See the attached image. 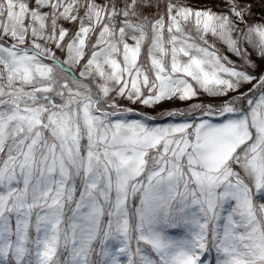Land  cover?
<instances>
[{"label": "snow or ice", "instance_id": "1", "mask_svg": "<svg viewBox=\"0 0 264 264\" xmlns=\"http://www.w3.org/2000/svg\"><path fill=\"white\" fill-rule=\"evenodd\" d=\"M225 2L0 0V264H264V75L207 39L255 68L264 21Z\"/></svg>", "mask_w": 264, "mask_h": 264}, {"label": "rangeland", "instance_id": "2", "mask_svg": "<svg viewBox=\"0 0 264 264\" xmlns=\"http://www.w3.org/2000/svg\"><path fill=\"white\" fill-rule=\"evenodd\" d=\"M109 2V0H95V3L100 4V5H105ZM180 3H183L185 5H190L193 9L196 10H211L212 12L221 14L224 13L226 14L228 11L227 4L225 0H179ZM248 2L251 4V12L252 15L250 18V22H262L264 21V0H248ZM161 3H163V0H161ZM152 13L155 12V9L150 10ZM83 14V9H81V15ZM63 27L69 29L70 31H75L78 28L77 24H72V23H67L61 21ZM87 23V21H85ZM195 34V33H193ZM209 43L215 44V47L218 51V53L221 56L227 57L229 61H232L233 64L240 70H247L250 74L259 77L260 75H264V71L261 69L264 68V61L258 59L255 54L252 55L251 59L255 61L256 67H247L246 65L243 64V62L234 54L229 52L224 44L213 38L211 35L207 37ZM92 42H95V36L92 37ZM130 44L133 43L131 40L128 41ZM147 47H148V42L145 43V46L142 50V54L140 57V62L144 64L145 67H148L150 65V61H148L147 58ZM249 51H252L249 49ZM57 55L61 59L66 58V52H60L59 50H56ZM83 64V61H82ZM83 69L80 66H75L74 71L76 72L77 75H79V72L82 71ZM84 79L85 83H90L93 80L98 81V77L93 76H88ZM257 84V80L251 81V83H244L242 87L239 89L238 92H230L227 96H219V95H210L207 92H204L202 89L198 88V96L196 98H193L192 100L188 101H180L178 99H172V100H165L162 101L161 103L148 107L145 106L139 102L137 103H132L131 101L117 96L116 99L118 103L125 108H131L134 109L137 113H145L153 117H157L156 119L150 121L151 124L153 125H163L169 122H175L172 120L168 119H161L159 118L160 114L164 111L167 110H180V111H186L189 110L192 105H197V104H204V105H210L213 107H218L222 102L225 100H229L234 96H238L241 92L243 93H248L250 89L253 88V85ZM145 93L147 94V90H144ZM258 94V91L257 93ZM114 95V94H113ZM198 115V113H197ZM132 119H137L140 118L138 115H134L131 117ZM181 119V118H177ZM210 119H212L213 122H222L224 120V117L220 116H213ZM211 227V225H210ZM176 230H173V234H175ZM133 247H135V244H133ZM215 256L216 253L215 251L212 252L211 259H212V264H215Z\"/></svg>", "mask_w": 264, "mask_h": 264}]
</instances>
